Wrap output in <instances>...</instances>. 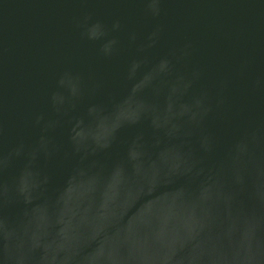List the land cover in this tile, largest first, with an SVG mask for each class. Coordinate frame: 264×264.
<instances>
[{"label": "water", "instance_id": "water-1", "mask_svg": "<svg viewBox=\"0 0 264 264\" xmlns=\"http://www.w3.org/2000/svg\"><path fill=\"white\" fill-rule=\"evenodd\" d=\"M165 56L200 74L214 109L204 174L185 175L200 155L183 115L193 92L173 103ZM254 131L264 138V0H0V152L25 145L0 182L21 264H264Z\"/></svg>", "mask_w": 264, "mask_h": 264}, {"label": "clouds", "instance_id": "clouds-1", "mask_svg": "<svg viewBox=\"0 0 264 264\" xmlns=\"http://www.w3.org/2000/svg\"><path fill=\"white\" fill-rule=\"evenodd\" d=\"M114 29L118 30L120 28L119 23L114 24ZM92 38H96L95 35H92ZM135 41V36L131 37ZM116 41H111L109 45H106L102 49V54L106 57H111L114 52L113 46L116 44ZM155 41L148 45V47H154ZM140 52H144L145 49H139ZM145 61V59H133L130 64L129 77L132 78L135 75V70H138L140 65ZM160 63H166L169 71L173 75V82L168 87L169 96L171 97L173 103H175L178 96L183 95L185 92H193L192 103L185 106L186 111L183 112V115L187 118L190 129L189 134H194L198 136L199 150L200 155L197 156L194 153H189L187 155L188 167L185 175L192 174H204L207 169L205 167V158L210 156L216 148L217 138L216 136L207 131L204 128L205 122L213 115L214 109L209 99V96L206 91H195L194 85L195 82L199 79V73L193 72L191 75L180 72L176 69L173 59L169 56L161 58ZM155 79V77H153ZM222 103V102H221ZM219 107V104L217 105ZM43 117H39L36 121L39 126ZM154 127L158 126L156 124ZM164 130L169 134L175 132L179 133L181 129L175 128L174 125H162ZM159 130V128H158ZM47 128L42 129L41 141L45 144L46 154L49 157H54L56 154L55 145L48 139ZM78 134V129L73 128L72 139L75 140ZM245 143H249L250 146L258 147L262 152H264V138L258 132H253L251 134V139L248 137L244 138ZM25 151V145L21 143L18 147L12 149L9 152H0V174H2L10 166L14 157H19L23 155ZM232 177L235 181L236 176L243 175V171L240 168L237 157L235 156V151L232 153ZM258 171L264 173V159L261 160ZM210 187L209 183H203L201 185V191L208 189ZM35 188L38 189L39 185H35ZM16 195L24 199H29L32 195V191L28 189H23L20 186L16 189ZM214 197H210L212 199ZM14 197L12 189L9 185L4 182H0V260L3 261V264H21L23 259L22 255L14 250V244L16 237L14 230L8 226L7 212L13 203Z\"/></svg>", "mask_w": 264, "mask_h": 264}]
</instances>
